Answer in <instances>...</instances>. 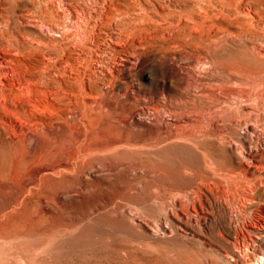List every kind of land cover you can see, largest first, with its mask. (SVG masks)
Returning <instances> with one entry per match:
<instances>
[{
	"label": "rangeland",
	"instance_id": "rangeland-1",
	"mask_svg": "<svg viewBox=\"0 0 264 264\" xmlns=\"http://www.w3.org/2000/svg\"><path fill=\"white\" fill-rule=\"evenodd\" d=\"M200 1L213 12H218L221 7L226 10L230 2L233 7L247 6L246 0H229L226 5L216 3V0ZM180 4L183 12L164 17L160 14L168 12L165 0H118L110 7L107 0H68L67 3L60 0H0V10L13 14L17 29L25 27V31L43 42L18 34L7 15V22L3 23L1 19L0 22L6 26V33L16 32L18 38L24 37L19 44L32 61L40 43H45L42 45L45 51L54 47L53 43L59 42L60 47L67 44L76 54L79 31L75 32L74 20L87 18L84 51L77 53L86 57L87 92L92 96L89 101L96 100L102 106L115 108L116 112L133 108L159 114L165 109L156 103L165 104V93H173V81L166 66L168 60L176 61L182 57L188 63L196 57L190 46L196 44L194 28L182 33L171 26H178L185 19H196L204 13L194 1L180 0ZM263 4L264 0H252L249 5ZM176 9L180 10L178 6ZM37 13L38 16L43 14V18L52 16L48 24L55 26L54 33L40 29L38 21L33 26L26 23L28 18H36ZM261 13L264 16V10ZM235 15L236 11L230 9V16ZM209 21L214 23L212 28L215 29H205L204 34L214 35L217 28L233 31L232 26L237 24L219 18ZM44 25L47 29V24ZM137 31L148 36L134 44L139 38ZM236 32L241 35L240 39L223 43L217 65L212 72L206 73V78H211L214 83L218 82L219 75L224 74L223 68L230 59L252 54L249 44L245 48L246 34L241 29ZM115 34L118 40L111 41ZM172 35L179 36V39ZM165 36L170 40L165 41ZM97 54L101 55L99 60ZM177 66L181 64L177 63ZM93 69L96 70L95 76ZM181 76L186 80L185 73ZM109 110L102 109L101 120L95 126L106 127L109 119L105 116L111 113ZM36 136L39 137L34 134L17 136L19 143L0 140V264H254L256 255L264 253V173L260 181L254 182L253 203L239 204L238 198H221L224 204H219L225 208L226 214L217 203H207V209L199 210L205 217L200 224L192 221L196 212L190 205L187 213L191 222L184 219L182 231L171 237L158 236L155 239L150 229L144 230L127 218L128 211L124 212L122 208L116 211L121 206L120 201L125 203L128 200L137 204L133 206L137 213L145 216L154 213L155 219L166 217L162 210L155 212L154 194L140 184L135 185L136 176H131V168L116 165L124 160L112 156L101 161V169L112 168L118 173L101 176L99 180L84 181L79 175L58 174L50 166L55 159L68 157L56 151L54 145H44V141ZM11 138L13 136L7 139ZM214 151L219 158L215 166L206 171L215 172L220 183L222 178L217 175L227 171L232 162L224 150ZM179 160L196 162L197 157L190 152L164 158L162 163L170 168H165L159 179L165 186L176 185L179 178H189L184 175L185 170L176 168ZM129 161L141 163L147 166V170L152 166L151 160ZM79 169L86 170L85 165ZM197 177L191 176L193 182ZM237 209L245 213V219L239 218L244 223L239 241L232 227L235 219L227 216ZM174 226L178 228L179 225ZM253 227L259 229L254 231Z\"/></svg>",
	"mask_w": 264,
	"mask_h": 264
},
{
	"label": "bare ground",
	"instance_id": "bare-ground-1",
	"mask_svg": "<svg viewBox=\"0 0 264 264\" xmlns=\"http://www.w3.org/2000/svg\"><path fill=\"white\" fill-rule=\"evenodd\" d=\"M60 1L67 3L68 0ZM117 1L107 0L109 7ZM191 1L204 15L185 19L171 28L182 33L194 28L196 44L190 46L196 57L188 63L182 57L176 61L168 60L166 66L173 81V93H165V104L156 103L165 109L159 114L133 108L127 112L126 108L116 112L115 108L102 106L96 100L89 101L92 96L91 92H87L86 57L77 53L84 51L87 18L74 20L75 32L79 31V38L75 42L78 46L76 54L69 45L60 47L58 41L56 44L51 40L54 47L45 51L42 46L45 43H40L36 50L38 55L35 54V59L31 61L19 41H24V37L36 42L43 40L25 31V27L17 29L13 14L0 10L2 22H7V15L13 30L24 36L18 38L16 32L6 33V26L0 22V140L19 143L17 136L38 135L44 145L50 143L56 151L68 157L55 159L50 169L58 174L79 175L84 181L99 180L101 176L118 173L112 168L101 169V161L112 156L124 160L116 165L131 168V176H136L135 185L140 184L154 194L155 212L162 210L166 217L155 219L152 216L154 213L148 216L137 213L133 207L137 204L128 200L125 203L120 201L121 206L116 211L120 208L128 211L127 218L144 230L150 229L155 239L158 236L171 237L182 231L183 220L191 222L187 213L190 205L196 212L192 221L200 224L205 217L201 216L199 210L207 209V203H217L225 214V208L219 204H224L221 198H238L239 204L253 203L254 182L260 181L264 173V16L261 13L264 4L249 5L252 0H246L247 6L240 4L233 7L229 0H216L221 5L229 4L226 10L220 6L218 12H213L202 1ZM181 7L180 0H165V10L168 12L160 15L165 17L173 12H183ZM230 9L236 11L235 16H230ZM40 14L38 16L37 13L36 18H28L26 23L33 26L38 21L40 29L54 33L55 26L48 24L52 16L43 18L44 15ZM217 18L237 24L232 26L233 31L217 28L214 35L204 34L205 29L214 25L209 20ZM43 22L47 24V29ZM237 29L246 34L248 40L245 48L249 44L252 54L230 59L223 68L224 74L219 75L218 82L214 83L211 78H206V73L212 72L217 65L223 43L240 39ZM136 35L139 38L134 44L148 36L142 31H137ZM255 35L257 37L254 39ZM172 37L179 39V36ZM110 40L117 41L118 36L112 35ZM169 40L165 36V41ZM30 51L33 49L30 48ZM97 55L99 60L101 55ZM177 63L181 66L178 67ZM97 67L101 70V67ZM181 73L186 74V80L180 77ZM93 75H96L94 69ZM102 109L111 110L105 116L109 119L106 127L94 125L101 120ZM154 124L156 128L150 127ZM9 136L13 138L7 139ZM203 142L208 145H201ZM218 149L224 150L232 162L227 171L217 175L222 178L220 183L215 172L206 171L215 166L219 157L214 150ZM190 152L196 154V162L179 160L176 166L178 170H185L184 175L189 178H179L176 185L165 186L159 176L165 172V168L170 167L164 165L162 160L171 154L180 156ZM135 159L151 160L152 166L147 170V166L129 161ZM83 165L86 170L79 169ZM191 176H198L197 181L193 182ZM227 216L235 219L232 227L239 241L244 229V223L239 218L245 219V213L237 209ZM174 224H178V228ZM258 229L253 227L254 231ZM256 238L259 239V236L256 235ZM254 264H264V253L256 255Z\"/></svg>",
	"mask_w": 264,
	"mask_h": 264
}]
</instances>
